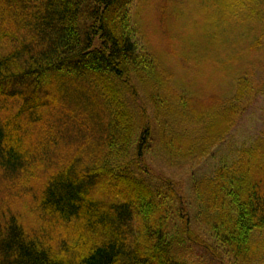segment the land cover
<instances>
[{
  "label": "trees",
  "instance_id": "trees-1",
  "mask_svg": "<svg viewBox=\"0 0 264 264\" xmlns=\"http://www.w3.org/2000/svg\"><path fill=\"white\" fill-rule=\"evenodd\" d=\"M133 1L0 0V264H197L200 242L264 264V144L194 183L193 218L146 163L154 145L169 163L207 156L247 81L210 108L178 93L135 43ZM221 1L264 40V0Z\"/></svg>",
  "mask_w": 264,
  "mask_h": 264
},
{
  "label": "rangeland",
  "instance_id": "rangeland-1",
  "mask_svg": "<svg viewBox=\"0 0 264 264\" xmlns=\"http://www.w3.org/2000/svg\"><path fill=\"white\" fill-rule=\"evenodd\" d=\"M216 2L222 1L134 0L130 7L138 49L156 60L169 80L166 83L172 81V88L184 97L203 100L210 108L220 100H233L240 79L247 81L242 116L207 156L169 163L155 145L147 155L155 180L170 179L177 185L178 196L184 197L192 218L197 213L194 183L216 176L223 167L231 169L242 150L264 144V40L254 44L257 38L246 36L252 33L246 32L241 14L228 13ZM215 99L217 103L212 104ZM191 131L194 137L202 135ZM38 178L36 184L41 187L43 180ZM12 188L18 189L16 185ZM191 246L190 256L197 264H234L226 256H212L203 242Z\"/></svg>",
  "mask_w": 264,
  "mask_h": 264
}]
</instances>
